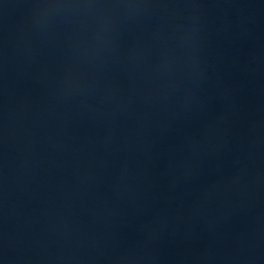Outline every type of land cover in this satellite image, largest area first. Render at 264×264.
<instances>
[{
    "label": "water",
    "instance_id": "obj_1",
    "mask_svg": "<svg viewBox=\"0 0 264 264\" xmlns=\"http://www.w3.org/2000/svg\"><path fill=\"white\" fill-rule=\"evenodd\" d=\"M0 264H264V0H0Z\"/></svg>",
    "mask_w": 264,
    "mask_h": 264
}]
</instances>
